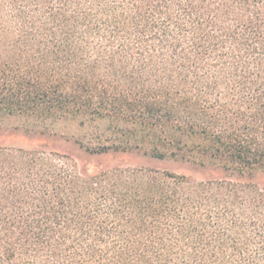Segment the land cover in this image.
Instances as JSON below:
<instances>
[{"label":"trees","instance_id":"obj_1","mask_svg":"<svg viewBox=\"0 0 264 264\" xmlns=\"http://www.w3.org/2000/svg\"><path fill=\"white\" fill-rule=\"evenodd\" d=\"M6 114L225 175L0 146V264H264V0H0Z\"/></svg>","mask_w":264,"mask_h":264},{"label":"rangeland","instance_id":"obj_2","mask_svg":"<svg viewBox=\"0 0 264 264\" xmlns=\"http://www.w3.org/2000/svg\"><path fill=\"white\" fill-rule=\"evenodd\" d=\"M121 126L109 119L88 116L36 118L20 114L0 116V146L54 151L74 157L82 171L99 173L116 166L163 168L190 175L197 179L222 177L225 173L215 167L172 159H158L144 152L132 151L90 153L87 148L122 140ZM254 181L264 184V168L253 173Z\"/></svg>","mask_w":264,"mask_h":264}]
</instances>
